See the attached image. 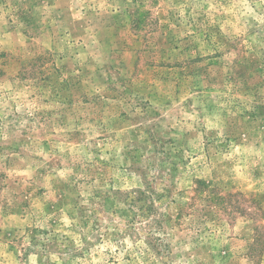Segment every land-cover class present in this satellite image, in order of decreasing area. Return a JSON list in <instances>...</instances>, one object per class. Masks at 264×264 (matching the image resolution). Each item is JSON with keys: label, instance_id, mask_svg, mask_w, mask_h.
<instances>
[{"label": "rangeland", "instance_id": "1", "mask_svg": "<svg viewBox=\"0 0 264 264\" xmlns=\"http://www.w3.org/2000/svg\"><path fill=\"white\" fill-rule=\"evenodd\" d=\"M0 264H264V0H0Z\"/></svg>", "mask_w": 264, "mask_h": 264}]
</instances>
